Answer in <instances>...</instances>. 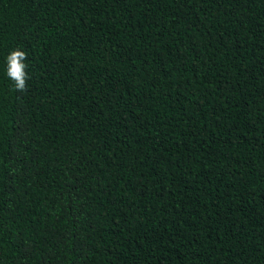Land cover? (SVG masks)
<instances>
[{"label":"trees","instance_id":"16d2710c","mask_svg":"<svg viewBox=\"0 0 264 264\" xmlns=\"http://www.w3.org/2000/svg\"><path fill=\"white\" fill-rule=\"evenodd\" d=\"M0 264H264V0H0Z\"/></svg>","mask_w":264,"mask_h":264},{"label":"clouds","instance_id":"9594fccd","mask_svg":"<svg viewBox=\"0 0 264 264\" xmlns=\"http://www.w3.org/2000/svg\"><path fill=\"white\" fill-rule=\"evenodd\" d=\"M27 54L19 49L12 50L6 56V74L10 81H12L13 87L16 91L25 92L27 90L26 81L28 75L25 71L27 65L25 60Z\"/></svg>","mask_w":264,"mask_h":264}]
</instances>
